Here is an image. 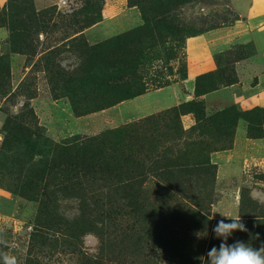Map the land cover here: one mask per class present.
Returning <instances> with one entry per match:
<instances>
[{"label": "rangeland", "instance_id": "374dc122", "mask_svg": "<svg viewBox=\"0 0 264 264\" xmlns=\"http://www.w3.org/2000/svg\"><path fill=\"white\" fill-rule=\"evenodd\" d=\"M7 1L0 0V8ZM91 1L100 3L102 9L111 10L110 2L106 6L105 0ZM153 1L162 0H128V7L137 11L142 20V25L134 28L153 31L149 17L142 12ZM83 2L50 0L47 3L53 4L48 7L56 6L59 13L50 22L55 25V30L38 35L40 44L36 55L31 57L11 53L8 32L0 27V57L8 58L10 71L5 93L0 94V251L14 255L17 264H87V261L93 264H185L184 246L196 239L203 253L192 264H203L210 243L218 248L221 240L213 237L211 229L202 228V232L188 225L191 207L188 202H182L180 207L148 205L141 215L156 212L157 217L146 225L148 233L155 238H147L140 228V221L137 223L126 216L129 209L124 202L118 201L117 185L82 182L79 193L66 189L68 181L60 171L51 173L49 181H39L36 171L42 168L45 158L32 156L35 154L32 135L49 140V146L62 144L71 137L91 138L190 100L203 102L204 119L229 107L240 111L264 108V98L259 105H248L250 96L264 97V0H192L171 11L170 18L181 32L177 35L160 33L164 43L157 50L163 51L167 58L158 61L153 57L144 63L143 72L149 74V83L153 87L148 91L149 96L101 111L77 114L66 92L53 91L51 75L45 71V66L54 56L55 63L62 67L59 72H75L82 62L76 51L81 36L89 45L99 43L94 42L98 34L93 32H81L65 40L64 17L79 9ZM154 39L156 43L157 38ZM215 42H220V47L209 53L204 67L198 65V73L216 74L228 68L230 74L232 66L238 83L194 98L182 87L180 75L188 70L186 60L193 59L196 44L206 45L209 49ZM151 44L150 38L145 36L128 44L120 55L140 60V54H145ZM120 55L115 52L109 61L112 58L119 60ZM159 84L164 86L155 89L154 85ZM171 87L178 88L177 99L164 102L169 100L164 96L172 97ZM246 106L251 107L245 109ZM30 112L34 114L33 121L25 116ZM19 114L27 118L25 122L31 132H24L20 142L11 141L7 147L3 145L4 122L8 116ZM195 122L193 114L181 117L184 130H189ZM202 124L208 126L209 122L204 120ZM247 128V122L240 119L230 148L209 155L216 165L214 179L197 184V192L202 193L201 199L205 198L203 205L205 201L211 202L212 220L221 219L220 214H223L248 221L252 216L249 210L252 205L259 207L256 214L264 209V182L257 179V176L264 177V125L261 127L263 137L259 139L248 138ZM25 135L31 136L26 139ZM207 138L208 135L204 137ZM45 144L46 141H42L37 150L42 151ZM153 187L151 181L144 185L142 195L150 196ZM90 210L100 214L102 210H112L116 217L104 220L93 216L91 220H85L86 231H82L81 214ZM237 240L247 243L236 235L230 237L228 243ZM257 240L253 239L252 244L264 245ZM165 248L170 255H165Z\"/></svg>", "mask_w": 264, "mask_h": 264}, {"label": "trees", "instance_id": "16d2710c", "mask_svg": "<svg viewBox=\"0 0 264 264\" xmlns=\"http://www.w3.org/2000/svg\"><path fill=\"white\" fill-rule=\"evenodd\" d=\"M191 1H153L148 9L142 10L143 14L149 17L153 31L137 27L128 33L93 45H89L80 35L81 39L77 42L76 51L82 62L75 72L69 70L59 72L58 69L61 70L62 67L55 63L54 56L47 60L50 63H46L45 71L51 75L53 91L59 89L66 92L77 114L105 110L147 93L153 87L149 83V74L143 72L144 63L153 57L158 61L167 58L163 51L157 50L164 43L161 34L177 35L181 32L170 18V12ZM56 11V6L38 11L33 0H8L0 8V27L8 32L10 52L26 57L36 55L40 44L38 35L52 33L55 30V25L50 22L55 14L59 15ZM101 11L100 3L84 0L79 9L67 13L64 17L65 40L100 22ZM152 32L156 34L151 35ZM145 36L150 38L152 44L146 48L148 51L145 54H140V60L127 59L126 54L120 55L128 44L134 40L140 41ZM154 38H157L156 43ZM115 52L120 55V59L112 58L109 61ZM229 73L228 68H224L216 74L205 73L197 76L195 97L237 83V76L232 66ZM9 74V60L2 56L0 57L1 95L5 93L4 89L9 83ZM184 79H186V71H182L180 75V80ZM154 86L158 89L164 84ZM204 113L203 102L190 100L154 116L91 138L71 137L62 144L49 146V140L32 135L35 153L32 156L45 158V163H42V168L36 171V175L39 176V181H49L51 173L63 172V176L68 181L66 189L79 193L82 190V182L117 185L119 194H116V197L129 209L125 212L126 216L137 223L140 221L141 230L150 239L155 236L148 233L146 225L156 218L157 214L153 212L148 216L141 215L150 204L161 208L172 204L179 206L182 202H188L191 206L188 225L195 229L212 230L218 220H212L210 217L211 202L205 201L203 205L205 198L201 199L202 193L197 192L198 183L202 185L204 181L213 180L216 175V165L210 161L209 155L230 148L233 132L240 119L248 124V138H262L264 108L240 111L235 107H229L208 119H204ZM187 114L195 115L196 122L189 130H184L181 117ZM25 116L32 121L35 119L33 112L26 113ZM25 116L19 114L6 118L3 125L5 134L3 145L9 147L11 141L20 142L24 132H31L25 122L27 121ZM204 120L209 122L208 126L202 124ZM206 135L208 138L204 139ZM30 136L25 135V138ZM40 141H46L42 151L37 150L41 145ZM257 179L264 182L263 176H257ZM150 181L154 183L153 190L150 196H144L143 186ZM156 184L159 185L156 187ZM196 192L197 195L193 196ZM241 206L244 207L245 204L241 203ZM252 206L249 209L252 212L250 220L241 219L247 231H235L231 237L234 235L242 237L247 240L246 244L259 249L261 245L255 246L251 241L257 238L259 244H264V209L256 214L259 207ZM102 211L101 214L92 210L87 214H81V222H84L82 227L86 226L85 220H91L93 216L104 220L115 219L116 215L112 210ZM225 222L231 221L226 219ZM83 228L82 231H86V228ZM212 234L215 238L213 232ZM191 240L193 241L184 246L187 256L185 264L198 261L203 253L198 248V241ZM155 247L159 248L158 245ZM208 247L209 251L212 243ZM164 253L170 255L167 248L164 249ZM206 256L203 264H208ZM87 264L93 263L87 261Z\"/></svg>", "mask_w": 264, "mask_h": 264}, {"label": "crops", "instance_id": "0c3cea01", "mask_svg": "<svg viewBox=\"0 0 264 264\" xmlns=\"http://www.w3.org/2000/svg\"><path fill=\"white\" fill-rule=\"evenodd\" d=\"M33 1H34V5L37 8V10H41L50 5H53V4H47L49 3L50 0H33ZM109 2L112 3V5H110L111 10L109 9L107 10L103 8L102 13H101L102 15L101 21L83 31V34L92 33V32L93 34H98V35H95L94 42H100V41L110 39L136 26L142 25L141 24L142 20L138 12L137 11L133 12L132 7L131 8L128 7V0H105V5L106 6L109 5ZM113 14H115V16L112 17ZM215 43H214L215 44L214 47H212L213 45H210L209 49H208V46L206 45L202 47L203 45L196 44L195 45L196 49H195V53L193 54V59L190 58L186 60V63H188V70L186 71V79L181 80L180 83L182 87L184 88V90L187 92V94H192L194 98H195L194 96L195 79L197 76L201 75L198 73L199 66L204 67L206 64L205 59L207 56H209V53L215 48L220 47L219 46L221 44L220 42L219 43L215 42ZM199 48H201L200 52L197 53V51H199ZM237 83H238V80H237ZM178 92L179 90L177 87H171L170 93L173 98L170 96H164L163 98H169V100H166L164 102L171 103L173 100L177 99ZM149 93L150 92H147L134 99L145 97L147 95L149 96ZM151 96H154V95L151 94ZM202 96H205V95H202ZM250 97H251L250 98L251 101H250V104L248 105H251V106L259 105L260 101L264 98V97H254V96H250ZM132 100L133 99L129 101H132ZM251 106H246L244 108L247 109Z\"/></svg>", "mask_w": 264, "mask_h": 264}, {"label": "clouds", "instance_id": "9594fccd", "mask_svg": "<svg viewBox=\"0 0 264 264\" xmlns=\"http://www.w3.org/2000/svg\"><path fill=\"white\" fill-rule=\"evenodd\" d=\"M212 232L216 239L221 240L219 247L213 246L207 252L208 264H264V245L259 249L242 241L228 243L235 231L245 232L246 226L241 222V217H231L220 214ZM231 222H225V220ZM2 243V241H0ZM0 264H17V258L5 251H0Z\"/></svg>", "mask_w": 264, "mask_h": 264}]
</instances>
